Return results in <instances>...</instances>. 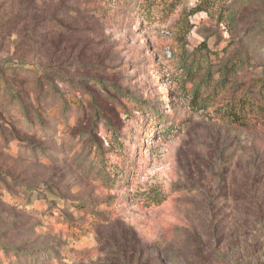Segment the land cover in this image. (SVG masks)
I'll list each match as a JSON object with an SVG mask.
<instances>
[{"label": "rangeland", "instance_id": "rangeland-1", "mask_svg": "<svg viewBox=\"0 0 264 264\" xmlns=\"http://www.w3.org/2000/svg\"><path fill=\"white\" fill-rule=\"evenodd\" d=\"M200 1L140 29L101 19L93 0H0V246L36 264H102L121 240L144 264H264V112L241 128L218 103L200 108L170 47L189 24L191 60L208 56L220 81L218 62L239 55L225 87L262 83L264 0L233 29L216 15L232 0L192 13ZM112 129L115 183L101 167Z\"/></svg>", "mask_w": 264, "mask_h": 264}, {"label": "trees", "instance_id": "trees-1", "mask_svg": "<svg viewBox=\"0 0 264 264\" xmlns=\"http://www.w3.org/2000/svg\"><path fill=\"white\" fill-rule=\"evenodd\" d=\"M37 0H29V5L36 3ZM183 0H93L95 5V10L97 15L107 22L127 24L129 26H138L140 29L148 26H155L156 23L162 24L167 19H169L173 14L176 13L180 4ZM230 5L226 6L221 4L218 8L217 22L224 23L228 28H236L239 17V9L241 6L248 4L251 0H232ZM208 0H201L195 8H193L192 13H196L203 9H208L209 7L205 5ZM54 17V16H53ZM52 17V18H53ZM56 23L62 24V20L54 17ZM177 24V22H176ZM190 30L189 24L181 26V28L176 33L174 43L170 47L173 52L174 60L176 61L178 67L184 71L185 80L193 82L192 89V102L199 105L200 108H206L210 104L218 103L220 105V110L223 111L224 115L228 119L229 123L234 126L241 128H248L252 121L258 117L259 114L264 112V82L254 83V84H237L235 88H226L230 76L237 71V68L241 66L244 60L242 56L238 55V58H233L227 62L222 63L220 60L217 65L218 74H220V81L214 76L215 63L208 58V56L203 59L202 55L198 59L194 58L191 60V55L188 54L187 43V33ZM198 51L206 48L205 43H201L197 46ZM26 64V63H25ZM1 70V69H0ZM2 71V70H1ZM31 73L29 70H25V74ZM6 81V80H5ZM5 83V82H4ZM248 85V86H245ZM5 87V86H4ZM211 90V91H210ZM60 98L64 95V100L73 107L78 109L82 107L79 100H72L68 94H59ZM127 95L126 97H128ZM132 104L125 101L127 105L132 107L141 108L142 100H138L129 96ZM123 105V104H122ZM67 108V106L65 107ZM156 118L161 125V130L159 133H167L174 128V124L167 120L161 119L162 114L156 107H153ZM143 111V110H142ZM70 117L69 114L64 115V121L66 118ZM23 120L27 121L26 116ZM67 123V122H66ZM42 124V123H41ZM106 126L105 131L108 133V126ZM37 129L48 130L46 126L38 127ZM112 134L109 135L112 143L110 148L104 150L102 153L104 159L102 165V177L103 180L110 183H115L116 177L120 176L122 170V159H119L117 152L113 148L121 147L122 140L120 136L122 133L117 132L115 129L110 130ZM127 139V136L124 138ZM143 145V144H142ZM105 160H108V168L105 166ZM104 238V236L102 237ZM105 239V238H104ZM116 248L110 251V254L104 258L102 264H144L142 256L139 255L140 251H143L142 247H139V243L132 244L127 240H121L117 242ZM0 251L3 252L8 261L7 264H12L13 259L15 264H31L34 263V255L31 252L23 251L20 247H8L0 246ZM55 254V253H53ZM149 261V260H148ZM147 264V262L145 263Z\"/></svg>", "mask_w": 264, "mask_h": 264}]
</instances>
